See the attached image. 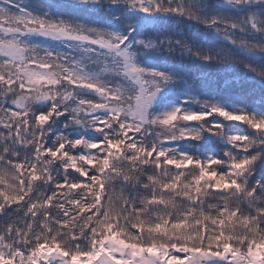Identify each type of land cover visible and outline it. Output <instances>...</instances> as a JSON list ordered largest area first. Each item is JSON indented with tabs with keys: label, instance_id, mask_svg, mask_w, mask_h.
I'll return each instance as SVG.
<instances>
[{
	"label": "snow or ice",
	"instance_id": "1",
	"mask_svg": "<svg viewBox=\"0 0 264 264\" xmlns=\"http://www.w3.org/2000/svg\"><path fill=\"white\" fill-rule=\"evenodd\" d=\"M0 264H264V0H0Z\"/></svg>",
	"mask_w": 264,
	"mask_h": 264
}]
</instances>
